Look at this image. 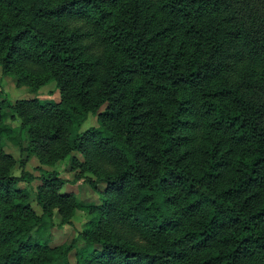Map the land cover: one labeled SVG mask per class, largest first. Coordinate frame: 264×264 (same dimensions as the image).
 <instances>
[{"label": "trees", "instance_id": "trees-1", "mask_svg": "<svg viewBox=\"0 0 264 264\" xmlns=\"http://www.w3.org/2000/svg\"><path fill=\"white\" fill-rule=\"evenodd\" d=\"M257 55L264 0H0L2 72L61 95L0 100L22 151L18 173L0 166V264H264V66L241 67ZM73 151L75 179L106 184L75 263L76 239L43 236L77 207L68 179L41 172V215L17 187L32 155Z\"/></svg>", "mask_w": 264, "mask_h": 264}, {"label": "rangeland", "instance_id": "rangeland-1", "mask_svg": "<svg viewBox=\"0 0 264 264\" xmlns=\"http://www.w3.org/2000/svg\"><path fill=\"white\" fill-rule=\"evenodd\" d=\"M259 66H264V56L257 55L253 58H249L242 68L255 71ZM6 98L13 101L16 99H38V100H53L58 102L61 98L59 88L56 86L54 80L50 79L39 87H34L30 84L21 82L20 77L16 74H5L2 72L0 66V100ZM104 106L100 108V111ZM12 111L5 109V123L16 127L17 122L11 118ZM96 114L90 112L85 121L81 125V130H85L90 126H96ZM16 138V137H15ZM2 151L12 157L13 166L7 164H1L3 170L18 173L19 160L22 156V151L19 145L11 140L9 137H3L0 140ZM76 158L83 161V156L78 151H73L67 158L58 160L54 164H43L39 159L32 155L26 168L32 175L33 179L19 181L17 187L21 192L26 195L27 204L34 210L37 215L42 214V208L37 202V191L41 184L40 174L43 170H53L60 174V176L68 179L61 192L71 194L76 199L77 207L71 212H67V221H62V213L59 208L55 206L52 209V217L43 229V236L47 237L50 247H57L61 245L70 244L76 239L75 247L69 252V260L71 263H75L77 259V253L83 248L91 249L92 246L87 245L82 239L78 237V232L85 229L86 223L90 220L89 208L102 204V194L105 192L106 184L104 182H98L95 187L91 186L86 180H76L75 175L78 171L73 169L71 158ZM85 175L95 178L89 172H85ZM67 206V210H68ZM34 237L38 236L36 231L31 233ZM76 254V255H75ZM60 262H62L60 260Z\"/></svg>", "mask_w": 264, "mask_h": 264}]
</instances>
